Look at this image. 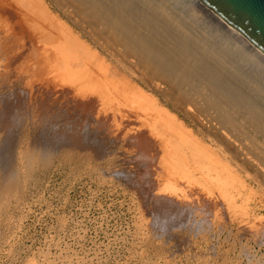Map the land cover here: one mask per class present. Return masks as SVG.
<instances>
[{"label":"rangeland","instance_id":"1","mask_svg":"<svg viewBox=\"0 0 264 264\" xmlns=\"http://www.w3.org/2000/svg\"><path fill=\"white\" fill-rule=\"evenodd\" d=\"M72 1L0 0V264H264L262 172L133 82ZM160 55L159 77L191 84Z\"/></svg>","mask_w":264,"mask_h":264},{"label":"bare ground","instance_id":"2","mask_svg":"<svg viewBox=\"0 0 264 264\" xmlns=\"http://www.w3.org/2000/svg\"><path fill=\"white\" fill-rule=\"evenodd\" d=\"M81 3L85 4L87 13L98 15L99 28L108 27V34L113 35L108 38L115 43L108 50L110 56L114 61L121 58L119 65L133 82L138 81L164 96L174 107L214 134L223 153L234 155L238 163H248L252 170L257 169L264 175V52L261 49L198 0H73L71 6L62 8L78 27L94 38L96 30L82 19L84 16L74 14L76 5L80 7ZM118 15L129 23V28H120L115 17ZM117 32L122 33L120 40L116 37ZM98 41L104 48L105 43L100 42L103 39ZM151 46L186 72L191 84L180 86L175 77H159L156 66L163 61L155 58L158 55L157 52L153 55L155 51ZM128 48L137 52L128 54ZM153 61L157 64L152 65ZM177 95L185 96L186 100H179ZM210 100L215 105H225L235 121L225 125L227 123L215 114L214 111H218L214 110L215 105L207 106ZM226 144L233 151L230 152ZM215 169L220 172V168Z\"/></svg>","mask_w":264,"mask_h":264},{"label":"water","instance_id":"3","mask_svg":"<svg viewBox=\"0 0 264 264\" xmlns=\"http://www.w3.org/2000/svg\"><path fill=\"white\" fill-rule=\"evenodd\" d=\"M264 52V0H198Z\"/></svg>","mask_w":264,"mask_h":264}]
</instances>
